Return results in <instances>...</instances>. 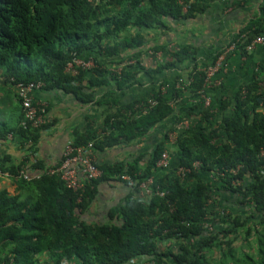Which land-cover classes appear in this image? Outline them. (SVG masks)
Wrapping results in <instances>:
<instances>
[{"label": "trees", "instance_id": "16d2710c", "mask_svg": "<svg viewBox=\"0 0 264 264\" xmlns=\"http://www.w3.org/2000/svg\"><path fill=\"white\" fill-rule=\"evenodd\" d=\"M207 5L202 0H0L3 83L43 80L44 88L60 87L81 102L94 101V86L113 79L122 87L130 74L125 64L119 72L103 76L102 60L145 43L142 29L157 27L164 18L194 17ZM258 34H264V17L252 20L233 39L239 38L237 46L246 53L244 46ZM74 53L95 57L99 67L75 75L66 72ZM220 53H215L212 62ZM192 55L189 46L177 48L170 51L171 59L148 70L155 74ZM199 67L201 64L195 63L188 73L193 77V96L205 80ZM86 72L90 73L88 84H84ZM153 92L157 102L147 112L127 114L147 97L133 99L106 114L101 129L110 131L103 138H98V128L91 126L86 133L77 132L73 141L95 140L98 152L144 138L156 124L176 115L171 102H178L184 94L177 88L161 93L159 86ZM225 95L220 94L209 107L200 100L181 102L183 116H200L197 126L180 133L175 143L179 149L176 165L201 162L200 170L187 177L177 176L175 168L157 171V161L167 147V138H162L151 151L141 150L130 160L99 162L103 174L86 186L81 201L79 193L66 187L57 174L41 172L28 181L16 178L29 194L23 199L22 194L0 192V249L12 246L2 261L42 264L39 257L47 253L51 262L45 264H66L67 259L77 264H125L140 256L161 264H264V65L251 81ZM10 129L24 136L29 131L19 125L6 128L0 124L1 135ZM7 159L0 157L3 169L18 173L24 161L16 165ZM32 166L43 168L40 160ZM125 172L138 180L154 174L166 196L144 201L130 194L108 210L109 220L88 221L84 214L97 197L98 184L120 180L119 174ZM210 173L216 178L213 183L208 180ZM214 195H230L233 210L218 199L210 202ZM209 215L215 229L208 233L204 218ZM251 236L256 248L249 241ZM171 237L177 247L163 249L158 240ZM239 237L247 243H237ZM249 247L251 251L246 250Z\"/></svg>", "mask_w": 264, "mask_h": 264}, {"label": "crops", "instance_id": "0c3cea01", "mask_svg": "<svg viewBox=\"0 0 264 264\" xmlns=\"http://www.w3.org/2000/svg\"><path fill=\"white\" fill-rule=\"evenodd\" d=\"M202 2L208 4L203 12L196 13L191 18L180 17L178 20L164 18L163 24L142 29L145 43L126 49L117 57L102 60L103 76L110 72H119L121 67L127 64L130 74L122 87H118L113 79H110L108 83L104 81V85L94 86L95 100L90 102H81L74 94L60 87L36 90L34 97L45 102V116L48 122L39 128H27L30 132L28 131L26 136L18 134L15 129H10L13 136L0 134V157H7V163L10 164L21 165L24 161L28 165L27 161L30 162V159H28L27 151L30 149L35 153L33 161L40 160L43 167L59 163L65 145L70 140H74L77 132L86 133L91 126H95L99 133L107 113L128 101L142 96L147 97L156 89L158 83L165 79L172 81L179 75L188 76L195 63L201 64V67L204 66V62L212 63L215 53L219 50L222 52L230 40L235 38L244 27L252 20L264 17V0H202ZM131 31L134 32L135 28ZM156 46L161 47L156 49ZM183 46H189L193 50L191 58L169 65L155 74L149 72L148 69L151 66L154 67L171 59L170 51ZM225 56L221 68L215 75L221 80L220 87L217 89L212 87L210 90L212 100H216L220 94L232 95L240 86L255 77V72L260 71V67L264 65V46L257 44L246 53H242L236 46ZM122 57L124 58L120 61ZM95 67H99L98 62ZM89 74L86 72L84 84L89 83ZM100 78L103 77L100 76ZM192 95L190 90L184 92L183 98L174 104L176 115L171 114L165 121L156 124L144 138L130 143L106 146L96 152L98 162L130 160L141 150L151 151L162 138L168 140L166 132L170 128L178 130L179 127L176 128L175 123L183 117L181 102L186 99L191 102L197 100ZM23 115L22 102L16 84L3 83L0 71V124L6 128L20 126ZM179 116L181 117L178 118ZM198 123L199 121L196 124ZM28 135L30 137H27ZM29 138L32 139L30 148L26 143ZM166 145L168 148V144ZM170 151L174 158L179 154L175 144L170 146ZM30 167L27 169L28 172L35 174L37 169L32 170ZM3 190L10 195L22 194L23 199L29 194L23 185L17 184L16 178L2 174L0 175V192ZM130 194L137 196V191L126 181H101L97 186V197L86 210L85 218L88 221L109 220L108 210L124 202ZM225 197L228 199L231 196ZM226 198L217 197L216 199L233 210V203ZM1 248L0 264H5L6 260L2 261V258L11 253L12 246L10 244ZM39 259L42 264L51 262L47 253H43Z\"/></svg>", "mask_w": 264, "mask_h": 264}, {"label": "built area", "instance_id": "2783aa9c", "mask_svg": "<svg viewBox=\"0 0 264 264\" xmlns=\"http://www.w3.org/2000/svg\"><path fill=\"white\" fill-rule=\"evenodd\" d=\"M239 38L231 39L230 42L224 47V50L219 54L216 60L212 63L207 64L206 66L199 67L205 72V80L202 88H200L195 97L197 100H200L202 105L205 107H209L212 104V96H211V88L215 86H219L221 84V80L216 78L215 75L219 71L222 66L223 58L227 54L228 51H232L237 46V41ZM260 44L264 46V34L256 35L251 42L244 46L245 50H251L255 45ZM97 65V62L94 57L82 56L80 54L74 53L73 57L68 61L65 66V71L70 72L72 75L78 74L80 70H91L93 67ZM193 83L192 76H184L180 75L173 79L172 81H161L158 83L159 90L161 93H166L171 88L181 89L184 92L190 90ZM16 84V88L18 89V95L21 98L22 109H23V117L20 121V126L24 129L29 127L31 128H39L44 123L48 122V118L45 116V102L39 101L35 99L34 92L38 89H41L45 86V82L43 80L38 81H18ZM158 89V88H157ZM193 96V95H192ZM179 101V100H178ZM157 99L154 97V92H151L150 95L147 96V99L139 100L135 103L134 108L129 109L127 114L134 113L137 111L140 113L147 112L154 104H156ZM177 101H172L171 104L176 103ZM200 120V116L191 115V116H183L179 121L175 123L177 129L170 128L168 131V148L162 151L158 161H157V171L167 172L170 169H174V173L180 177H187L193 172H198L201 167L200 160H195L192 165H176L178 155H175V158L172 156L170 151V146L176 143V140L180 133L190 130L191 128L197 126V122ZM193 122V123H192ZM194 124V125H193ZM110 131L109 128L100 129L99 133H97L98 138H103ZM13 136L12 132L8 133V136ZM27 145L30 148L32 139L29 138L27 140ZM264 152V148L262 149ZM28 165L26 163L22 164L19 168L18 173L6 172L3 169V164L0 160V175H10L13 178H21L23 180H32L34 177H39L41 172L47 174H57L66 187L72 189L79 193L78 201L82 200V193L84 192L86 186L91 183L93 180L98 179L102 176V169L99 167L97 153L95 151V140H89L86 143H75L73 140L67 142L62 152V157L59 163L55 165H46L43 170H36L31 164L33 159L35 158V153L29 149L27 151ZM36 170L35 174H30L27 169ZM237 168L233 169V172H236ZM120 180L126 181L130 184L136 191L137 197L144 200L149 201L153 197H165L166 191L161 188V185L157 183L156 177L154 174L145 176L143 179L138 180L136 177L129 173H121L118 176ZM208 180L210 183H213L216 178L210 173L208 176ZM218 196L214 195L210 202H213ZM212 204V203H211ZM173 209V206L172 208ZM205 226L207 232H212L215 229V224L212 221V215L206 216L204 218ZM168 228L164 229V232H167ZM178 238V235H176ZM171 238H160L158 240L160 246L163 249L173 246L177 247L178 243L176 240ZM191 241H194L193 238H189ZM66 264H72L76 261H71L69 259L65 260ZM73 263V264H74ZM125 264H161L157 260L147 257L140 256L135 257L126 262ZM164 264V263H163Z\"/></svg>", "mask_w": 264, "mask_h": 264}, {"label": "rangeland", "instance_id": "374dc122", "mask_svg": "<svg viewBox=\"0 0 264 264\" xmlns=\"http://www.w3.org/2000/svg\"><path fill=\"white\" fill-rule=\"evenodd\" d=\"M225 57L226 56H224V58H223V60H225ZM34 162H36V160L35 161H33L32 163H34ZM32 165V164H31ZM35 169H37V170H43L45 167H43L42 169L41 168H37V167H35V166H33ZM255 235V234H254ZM254 239L255 238H253V236H251V238H250V242H251V244H254V247L256 248V242H254ZM239 240H241V242H237V241H239ZM237 243H239V244H241V245H244V244H246L247 242L245 241V239H241V237H239L238 239H237ZM246 250L247 251H251L252 250V248L251 247H249V248H246ZM254 250V249H253ZM211 264H218V262L217 261H214V262H212ZM228 264H231V263H228Z\"/></svg>", "mask_w": 264, "mask_h": 264}, {"label": "clouds", "instance_id": "9594fccd", "mask_svg": "<svg viewBox=\"0 0 264 264\" xmlns=\"http://www.w3.org/2000/svg\"><path fill=\"white\" fill-rule=\"evenodd\" d=\"M42 88H44V86Z\"/></svg>", "mask_w": 264, "mask_h": 264}]
</instances>
